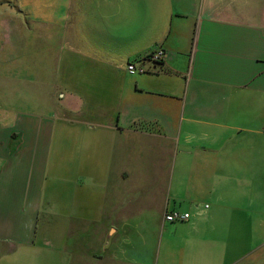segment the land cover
<instances>
[{
	"label": "crops",
	"instance_id": "1",
	"mask_svg": "<svg viewBox=\"0 0 264 264\" xmlns=\"http://www.w3.org/2000/svg\"><path fill=\"white\" fill-rule=\"evenodd\" d=\"M16 1L42 10L36 98L52 108L15 147L0 138V256L104 264L126 206L151 264H264V0ZM157 48L152 73L127 72ZM58 127L60 165L78 164L59 193Z\"/></svg>",
	"mask_w": 264,
	"mask_h": 264
},
{
	"label": "rangeland",
	"instance_id": "2",
	"mask_svg": "<svg viewBox=\"0 0 264 264\" xmlns=\"http://www.w3.org/2000/svg\"><path fill=\"white\" fill-rule=\"evenodd\" d=\"M41 13L40 8L24 9L22 2L16 0H0V138H6V143L10 137L13 138L8 147H15V139L22 137L19 134L24 132L26 119L34 121L35 115H38L35 112L46 115L52 108L50 102L44 97L42 100L36 98L40 29L42 24L44 25ZM39 88L42 90L43 86ZM36 102L40 103V107H36ZM60 131L58 127L54 133L53 145L48 150L53 167L48 171V189L57 193L63 185L66 188L75 186L73 178L78 169L76 150H70L72 156L69 158L68 166L60 165L61 156L65 153V149H62L64 139ZM2 147L4 148V145ZM1 166L2 164L0 168ZM13 195L4 194L2 198L6 203H11L12 200L17 201L18 198L11 199ZM50 199L58 200L57 195ZM125 208L126 206H123L124 211L118 217V222L124 225L121 226V235L114 239V244L106 252L105 259L110 260L104 264H125L126 262L138 264L142 260L151 264L156 261L155 254L152 256L150 254L153 251L154 236L147 232L145 234L137 232L135 227L140 219ZM143 239L148 241L149 247L141 246ZM53 251L54 249L23 251L13 258L0 256V260L10 264H60L56 261L57 257ZM114 259H120L121 262H115Z\"/></svg>",
	"mask_w": 264,
	"mask_h": 264
},
{
	"label": "built area",
	"instance_id": "3",
	"mask_svg": "<svg viewBox=\"0 0 264 264\" xmlns=\"http://www.w3.org/2000/svg\"><path fill=\"white\" fill-rule=\"evenodd\" d=\"M167 57L166 52L161 49L157 48L154 49L147 57L144 59H139L135 62L129 63L127 65V72L130 75H147L153 72L151 67H158L161 64L164 63L165 59ZM166 220L169 223H175V222H188L190 220L189 214H183L180 212H174L169 215H166Z\"/></svg>",
	"mask_w": 264,
	"mask_h": 264
}]
</instances>
